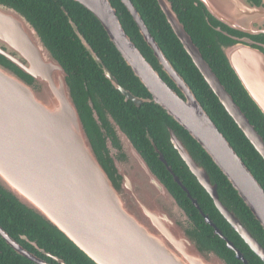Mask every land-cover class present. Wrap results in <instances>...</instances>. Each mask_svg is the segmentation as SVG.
<instances>
[{"label": "water", "instance_id": "obj_1", "mask_svg": "<svg viewBox=\"0 0 264 264\" xmlns=\"http://www.w3.org/2000/svg\"><path fill=\"white\" fill-rule=\"evenodd\" d=\"M74 1L98 19L150 98H140L120 86L70 20L74 32L112 86L136 106L143 102L157 104L183 127L226 177L264 230L263 187L165 57L132 2L120 0L177 90L163 80L127 35L110 0ZM156 1L209 88L264 160L262 136L205 61L171 2ZM197 1L228 28L264 37V0L257 3L253 0ZM215 29L228 35L220 27ZM231 37L234 42L222 44L220 48L243 88L264 115V43H255L246 36ZM0 55L4 58V62L0 61L2 190L57 230L95 264H229L215 249L202 243L199 230L186 211L116 122L122 159L115 157V150L111 149L109 157L101 160L73 97L68 73L31 21L4 4H0ZM88 100L92 107L90 96ZM92 116L99 124L95 110ZM102 128L103 125L100 130ZM167 133L180 161L209 195L225 221L264 264V247L220 200L211 175L193 158L173 129L167 128ZM147 137L159 160L204 222L225 241L237 260L249 264L173 173L153 139L148 134ZM0 236L17 254L35 264H47L22 248L1 226Z\"/></svg>", "mask_w": 264, "mask_h": 264}, {"label": "trees", "instance_id": "obj_2", "mask_svg": "<svg viewBox=\"0 0 264 264\" xmlns=\"http://www.w3.org/2000/svg\"><path fill=\"white\" fill-rule=\"evenodd\" d=\"M130 1L139 12L165 57L189 85L219 131L230 142L233 149L264 189L263 158L247 140L209 88L190 56L173 33L157 1ZM169 1L205 61L264 140V115L243 88L220 48L222 44L234 42L231 36H239L242 33L232 30L217 21L197 0ZM253 1L258 2V0ZM110 2L116 9L123 29L145 59L159 72L171 88L177 90L172 80L158 65L151 49L143 40L137 24L124 4L120 0H110ZM0 4L18 10L31 21L45 44L68 73V82L73 97L85 128L101 160L103 159L92 136V131L96 129V125L88 104V96H90L93 103L94 95L99 97L115 122L131 138L153 172L167 186L186 211L195 227L198 228L202 243L208 248L215 249L229 264H243L236 259L234 252L226 247L225 241L214 234L213 228L204 222L203 217L186 196L184 190L174 181L172 174L159 160L147 134L153 139L173 173L181 180L191 196L197 200L203 212L209 215L225 237L242 252L248 263L263 264L225 221L214 206L212 199L198 185L180 161L169 143L167 128L173 129L177 136L183 140L193 158L204 166L211 175L212 181L217 184L218 195L223 204L240 219L255 239L264 247V230L207 153L183 127L157 104L143 102L140 106H136L132 101H126L120 91L116 90L104 76L102 68L83 46L73 30L70 20L76 25L79 33L103 65L116 78L120 86L140 98H150L147 89L124 62L92 12L74 0H0ZM215 27L227 31L228 35L217 31ZM251 39L264 43V37L262 36H251ZM2 61L4 62V60ZM0 226L10 237L23 243L30 250H33L32 247L20 239L21 235L34 241L40 248L58 255L72 264H95L73 243L66 240L62 234L46 224L31 210L19 204L17 200L1 188ZM0 264L35 263L14 253L12 248L0 238Z\"/></svg>", "mask_w": 264, "mask_h": 264}, {"label": "flooded vegetation", "instance_id": "obj_3", "mask_svg": "<svg viewBox=\"0 0 264 264\" xmlns=\"http://www.w3.org/2000/svg\"><path fill=\"white\" fill-rule=\"evenodd\" d=\"M244 36L249 37L251 39V35H247L244 33H242L239 36H235V37H244ZM253 42L260 44V42H256V41H253ZM1 59L4 60V58L0 55V61H2ZM9 65H11V64H9ZM11 67L15 68L13 65H11ZM93 101H94L92 103L93 106L89 107L90 108L89 110L92 113H93V110H95L99 116V121H100L99 124H97L95 122L96 129L92 131L93 140H94V143L97 147V150L99 151L100 156L102 157L103 161L106 159V157H109V152L111 151V149L115 150V152L113 153L115 157L122 159L123 150L121 149V142H120L119 137H118L116 130H115V120L110 115V113L107 111L106 107L104 106L102 101L99 99V97L94 95ZM111 119H112V121H111ZM102 125H103V128H102L103 130H100V127ZM107 139L110 141L109 144L107 143V141H108ZM158 158H159V156H158ZM0 238L5 242V240L1 236H0ZM20 239L24 240V242H26V244L28 246L32 247L33 250L28 249L26 246H24L23 243H20L15 238H13V240L16 243H18L22 248H24L25 250H27L28 252H30L31 254L36 256L37 258L45 261L47 264H72L70 262H67L64 258H62L58 255L52 254L51 252L46 251L43 248H40L34 241L29 240L24 235H21ZM14 253H16V252L14 251Z\"/></svg>", "mask_w": 264, "mask_h": 264}]
</instances>
